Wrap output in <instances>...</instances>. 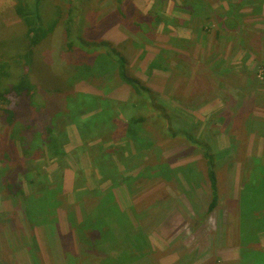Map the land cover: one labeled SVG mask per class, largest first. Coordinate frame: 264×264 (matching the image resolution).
Instances as JSON below:
<instances>
[{
  "label": "rangeland",
  "instance_id": "obj_1",
  "mask_svg": "<svg viewBox=\"0 0 264 264\" xmlns=\"http://www.w3.org/2000/svg\"><path fill=\"white\" fill-rule=\"evenodd\" d=\"M231 2L42 0L44 26L54 29L25 67L16 57L28 48L18 2L0 0V64L9 73L0 89L27 72L46 96L33 105L36 97L13 93L0 103V264H112L123 253L135 257L129 264H264V230L256 239L250 231L254 254L240 258L239 216H231L245 183L256 180L252 164L264 162V0L244 3L234 30L223 25ZM112 48L152 95L131 100V88L107 68ZM105 98L134 106L105 121L109 133L101 135V126L82 140L77 126L86 121L78 110ZM6 110L14 111L12 120ZM129 116L143 119L136 125L145 132L142 150L123 136ZM205 153L219 188L211 212ZM98 190L112 193L130 222L122 226L112 216L108 236L81 255L86 234L93 244L103 237ZM45 197L53 207L44 211ZM31 203L40 225L28 221ZM87 217L97 229L78 235L75 225ZM136 237H143L142 250L129 243Z\"/></svg>",
  "mask_w": 264,
  "mask_h": 264
},
{
  "label": "trees",
  "instance_id": "obj_2",
  "mask_svg": "<svg viewBox=\"0 0 264 264\" xmlns=\"http://www.w3.org/2000/svg\"><path fill=\"white\" fill-rule=\"evenodd\" d=\"M42 0H17L16 4V13L17 15L22 19V21L25 24L26 28V34L25 37L28 42V48L27 50L22 54H17L16 57L19 60L24 59L25 61V67L29 65L32 62L33 54L35 51V48L40 45V43L45 39V37L48 35V33L52 32L54 29V26H51L49 29L44 26L43 19H42V14L40 10V4ZM118 1V0H117ZM246 2H254L255 4L256 0H235L234 3L231 2L229 6L230 10L225 11L223 16L226 18V20L223 22L224 27L227 29L234 30L237 27V20L240 19L241 15L238 13L240 8L245 7L244 3ZM243 3V4H242ZM237 7V8H234ZM192 14V13H191ZM190 14V17L192 18V15ZM58 23V22H57ZM50 26V25H49ZM48 26V27H49ZM261 42L263 44V52H264V30L261 31ZM104 57L111 61L110 64H107V68H111L113 70V75L116 74L117 78L120 79L123 83L128 85L131 90H132V97L131 100L138 97L140 99H143L144 93L149 92L150 95H152V91L145 87V85L133 74L129 72V68L127 66V58L126 56L118 51L116 48H112V51H109L104 54ZM20 63V61H17ZM20 65H22L20 63ZM204 65V61L199 63L198 67ZM23 66V65H22ZM90 67V68H89ZM92 66H75L72 67V71H80L83 70L84 72H87L91 69ZM157 67L156 63H154L150 68L155 69ZM6 65L5 64H0V79H5L9 76V73L5 70ZM264 68V67H263ZM5 70V71H4ZM213 73H216V71H213ZM217 78V77H216ZM216 82V81H215ZM0 85H2V82H0ZM234 89L229 94H232ZM15 93L19 98H27L30 100H33L34 97H36V100L34 101L33 105H39L37 100H41V97H46L45 95L41 96L40 94H37V86L33 84L30 80L29 73L24 72L19 80L12 84L11 87L4 86V89H0V103L5 101L6 103H9L11 101V95H14ZM151 97V96H150ZM99 102V105H95L93 103ZM131 102H120V101H115L111 100L108 98H105L104 101H99L98 99H94V102L90 105V107L87 108H82L78 110V114L82 116L84 121H86V124H81L79 123L78 131L80 132V136L82 140L85 139H91L94 136L90 137L89 133H92V129L96 128H102L103 130L101 131V135L109 133L108 130H106L104 123L108 119H112L113 116L115 115L117 118L119 116L125 115V112H127L128 108H131V106H134V104H131ZM111 103V104H110ZM115 107V108H114ZM113 110L114 113H111ZM164 112V111H162ZM5 113L7 114V117H5V120H12L13 117H15L14 111L13 110H6ZM103 114H106L104 116H101ZM54 117V115H52ZM103 118V119H102ZM69 119V118H68ZM53 120V119H52ZM70 120V119H69ZM127 124H123V136L126 138V142L128 145L132 146L135 151L140 150L142 147H147L148 145L144 146L141 144V139L140 137L143 135L145 132L138 131L136 125H138L139 122L143 121L142 117H133L129 116L127 118ZM52 124H57V121H54L52 123H49V125ZM55 128V127H54ZM117 130L114 129L113 131ZM185 133H187L185 130H183ZM140 133V134H139ZM51 136H53V133H48ZM139 135V137H138ZM54 139L53 141H57L56 138H51ZM49 139V141L51 140ZM57 144V143H56ZM53 145V144H51ZM142 148V149H143ZM141 149V150H142ZM25 155H27V151L24 152ZM104 155H107V153L104 151ZM204 158L206 161H208V179L210 181V187L212 191V202L208 207V211H214L215 208L218 205V199H219V194H218V180L215 172V167L216 165L213 162V157L211 155H208L205 153ZM263 162V161H262ZM260 161L255 165L252 164L251 171L254 172V175L256 177V180L250 179L248 182L245 183L243 190L240 193V196L238 198V203H237V208L239 210V213L233 211L231 216L233 218H236V216H239V225H240V235L243 241V247L241 248V251L239 252L240 258H247L254 254L251 249L249 248V243L252 242L251 237L249 236L250 231H253L255 234V239H256V233L264 230V162L263 164ZM259 169L262 173L259 175L260 172L257 171ZM107 171H109L107 169ZM105 170L104 175L107 173ZM131 177L126 178L123 184L126 185L128 181H131ZM11 187L8 189L9 192L15 191V188ZM19 193V192H18ZM100 193V190L97 191V195L100 197L102 196V199L100 198L99 204H102L101 206H97V208L102 209L103 211V217L106 219V222L104 225L101 227V231L103 232V237L101 239H96V243L93 244V240L89 239V235L86 233L89 231L93 230V228H96V222L93 219L92 221L89 222V215L86 219V221H83L82 223H78L75 225V231L76 233L79 234H86L82 242L80 243L81 245V250L80 254L83 255V250L86 249V253L92 254L93 249L95 247H98L100 243L103 242V240L108 236L109 230H108V221L111 219L113 216L114 218H117L119 221L122 222V226H125L129 224L130 218L128 214L125 212H121L117 206L115 205V201L113 198L112 193L107 192L106 194ZM16 195V194H15ZM34 196V195H31ZM42 198V197H40ZM34 199L33 197L30 199H26L25 201L27 203H30V201ZM47 197L42 199V201H45L41 204L42 209L48 210L53 207V204L49 201H46ZM32 204V203H31ZM56 204H58V201H56ZM37 206L31 205V210L33 208V213L29 212L28 216V221L31 222L34 225H40L42 222L37 221ZM105 210V211H104ZM32 213V214H31ZM41 215V214H40ZM230 216V215H229ZM89 223V226H88ZM82 228H84L83 232ZM97 229V228H96ZM99 232V231H97ZM132 237V236H130ZM254 237V236H253ZM143 238V237H142ZM141 237H136V243L135 245L131 242H129L132 245V248L134 246L138 249H143L144 247V241ZM254 239V240H255ZM130 241V238H129ZM135 242V240H134ZM36 247V244H35ZM37 250V247H36ZM135 256V255H134ZM139 256V255H137ZM109 258V257H108ZM135 257L127 256L126 254H121L119 257H115V260L112 264H129L131 262H134ZM107 259V258H106ZM106 259H103L102 262L103 264H106ZM38 262L41 264L40 259H36ZM125 261V262H124Z\"/></svg>",
  "mask_w": 264,
  "mask_h": 264
},
{
  "label": "bare ground",
  "instance_id": "obj_3",
  "mask_svg": "<svg viewBox=\"0 0 264 264\" xmlns=\"http://www.w3.org/2000/svg\"><path fill=\"white\" fill-rule=\"evenodd\" d=\"M107 43V42H106ZM119 44V42H117Z\"/></svg>",
  "mask_w": 264,
  "mask_h": 264
}]
</instances>
